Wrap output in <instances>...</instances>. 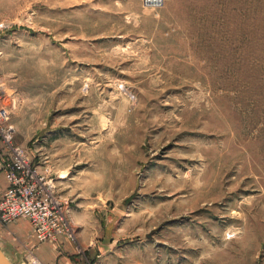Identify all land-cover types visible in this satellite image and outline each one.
<instances>
[{
	"label": "rangeland",
	"instance_id": "1",
	"mask_svg": "<svg viewBox=\"0 0 264 264\" xmlns=\"http://www.w3.org/2000/svg\"><path fill=\"white\" fill-rule=\"evenodd\" d=\"M0 97L76 264H264V0H0Z\"/></svg>",
	"mask_w": 264,
	"mask_h": 264
},
{
	"label": "built area",
	"instance_id": "2",
	"mask_svg": "<svg viewBox=\"0 0 264 264\" xmlns=\"http://www.w3.org/2000/svg\"><path fill=\"white\" fill-rule=\"evenodd\" d=\"M167 0H144L146 6L161 7ZM6 99L0 97V137L11 150L10 163H2L9 186L0 198V218L4 223L26 220L38 243L57 242L72 238L67 209L54 195L53 180L31 166L27 151L13 143ZM34 264H38L34 262Z\"/></svg>",
	"mask_w": 264,
	"mask_h": 264
},
{
	"label": "crops",
	"instance_id": "3",
	"mask_svg": "<svg viewBox=\"0 0 264 264\" xmlns=\"http://www.w3.org/2000/svg\"><path fill=\"white\" fill-rule=\"evenodd\" d=\"M1 142H0V162L2 160L3 151L1 150ZM9 186V183L7 181L5 172L1 170L0 167V198L2 197L3 193L7 190ZM28 230L25 229L23 234L19 231L15 230L14 235H16L17 238L24 236L26 238V241H29V244L37 242V240L34 237L33 230L28 223ZM87 228V227H86ZM89 233V232H87ZM86 233V237H88L89 234ZM22 234V235H21ZM38 243V242H37ZM112 248V247H111ZM36 256L40 259L42 264H76L74 262L75 259L78 260V258H74V256L78 253L76 252V248L73 246L72 243L69 242V240L65 237H61L57 242H47L41 246H38L34 250ZM118 257H123L122 254H114V253H105V261L106 264H114L113 260H118ZM122 259V258H121Z\"/></svg>",
	"mask_w": 264,
	"mask_h": 264
},
{
	"label": "water",
	"instance_id": "4",
	"mask_svg": "<svg viewBox=\"0 0 264 264\" xmlns=\"http://www.w3.org/2000/svg\"><path fill=\"white\" fill-rule=\"evenodd\" d=\"M0 264H12L1 249H0Z\"/></svg>",
	"mask_w": 264,
	"mask_h": 264
}]
</instances>
